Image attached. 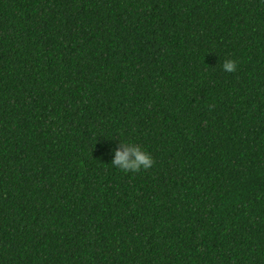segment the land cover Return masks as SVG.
Here are the masks:
<instances>
[{
  "label": "trees",
  "instance_id": "1",
  "mask_svg": "<svg viewBox=\"0 0 264 264\" xmlns=\"http://www.w3.org/2000/svg\"><path fill=\"white\" fill-rule=\"evenodd\" d=\"M0 264H264V0H0Z\"/></svg>",
  "mask_w": 264,
  "mask_h": 264
},
{
  "label": "clouds",
  "instance_id": "2",
  "mask_svg": "<svg viewBox=\"0 0 264 264\" xmlns=\"http://www.w3.org/2000/svg\"><path fill=\"white\" fill-rule=\"evenodd\" d=\"M221 67L225 72L233 73L237 70V62L225 59ZM111 156L112 166L126 174L147 170L154 164L152 155L144 147L129 141H119V146L111 150Z\"/></svg>",
  "mask_w": 264,
  "mask_h": 264
}]
</instances>
